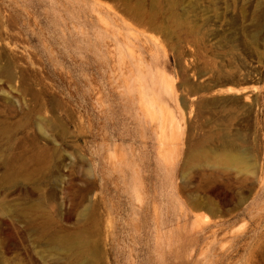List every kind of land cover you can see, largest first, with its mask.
I'll list each match as a JSON object with an SVG mask.
<instances>
[{
	"label": "rangeland",
	"instance_id": "1",
	"mask_svg": "<svg viewBox=\"0 0 264 264\" xmlns=\"http://www.w3.org/2000/svg\"><path fill=\"white\" fill-rule=\"evenodd\" d=\"M79 262L264 264V0H0V264Z\"/></svg>",
	"mask_w": 264,
	"mask_h": 264
},
{
	"label": "bare ground",
	"instance_id": "2",
	"mask_svg": "<svg viewBox=\"0 0 264 264\" xmlns=\"http://www.w3.org/2000/svg\"><path fill=\"white\" fill-rule=\"evenodd\" d=\"M168 119H169V117H168ZM169 121H170V123L173 124L174 129L179 131L178 124H177L176 122H174L172 118H170ZM167 122H168V121H167ZM175 130H174V131H175ZM174 135H175V134H174ZM229 159H231V158H229ZM76 264H85V263H83V262H79V263H76Z\"/></svg>",
	"mask_w": 264,
	"mask_h": 264
}]
</instances>
